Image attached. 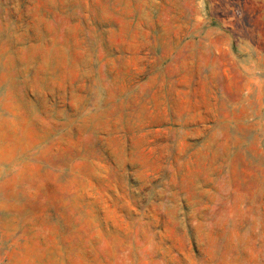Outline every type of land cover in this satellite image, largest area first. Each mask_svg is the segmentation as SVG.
Returning <instances> with one entry per match:
<instances>
[{
  "label": "rangeland",
  "instance_id": "374dc122",
  "mask_svg": "<svg viewBox=\"0 0 264 264\" xmlns=\"http://www.w3.org/2000/svg\"><path fill=\"white\" fill-rule=\"evenodd\" d=\"M0 264H264V0H0Z\"/></svg>",
  "mask_w": 264,
  "mask_h": 264
}]
</instances>
